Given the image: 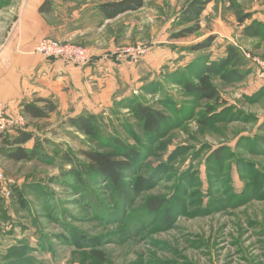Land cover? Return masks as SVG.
Returning a JSON list of instances; mask_svg holds the SVG:
<instances>
[{
    "label": "rangeland",
    "instance_id": "1",
    "mask_svg": "<svg viewBox=\"0 0 264 264\" xmlns=\"http://www.w3.org/2000/svg\"><path fill=\"white\" fill-rule=\"evenodd\" d=\"M22 1L0 0V43L16 25ZM117 1L51 0L59 16L83 9L89 26L102 21L99 5ZM188 1L144 0L139 10L96 28L105 38L115 35L118 46L108 55L128 69L110 104L93 112L73 108V114L56 104L48 119L8 111L21 122L5 135L21 129L49 144L45 160L21 162L7 159L3 153L11 148L0 144V264H264V0H215L192 33L194 23L180 24ZM245 14L251 16L241 25L238 16ZM209 37V48L195 50ZM231 46L239 50L237 69L247 70L245 79L227 83L212 75L220 103L187 95L184 83L197 82ZM127 48L144 52L133 58L123 53ZM93 59L94 51L87 64ZM138 102L167 111L162 141L146 138L132 112ZM83 113L96 114L97 139L66 125ZM208 115L216 122L201 125ZM115 138L141 152L135 154L139 172L123 179L130 192L125 202L122 186H114L113 199L114 190L99 179L86 184L70 173L87 163L82 149L123 155ZM150 196L167 199L161 212L146 211Z\"/></svg>",
    "mask_w": 264,
    "mask_h": 264
},
{
    "label": "crops",
    "instance_id": "2",
    "mask_svg": "<svg viewBox=\"0 0 264 264\" xmlns=\"http://www.w3.org/2000/svg\"><path fill=\"white\" fill-rule=\"evenodd\" d=\"M44 1L23 0L16 25L5 42L0 43V100L14 115L25 103L38 98L51 99L59 110L70 114L73 108L82 111L87 106L86 109L93 112L97 107L110 104L112 94L118 89V79L126 80L128 69L118 58L108 55L118 46L115 35L110 33L105 38L97 35L96 28L108 26L115 18L105 20L100 15L102 21L95 24L96 27L89 26L86 15L81 12L83 9L70 10L68 16L63 13L59 16L55 7L50 13H41L39 7ZM87 30L93 33H83ZM43 37L80 42L91 47L94 59L80 66L45 57L34 52L35 43Z\"/></svg>",
    "mask_w": 264,
    "mask_h": 264
},
{
    "label": "trees",
    "instance_id": "3",
    "mask_svg": "<svg viewBox=\"0 0 264 264\" xmlns=\"http://www.w3.org/2000/svg\"><path fill=\"white\" fill-rule=\"evenodd\" d=\"M215 0H190L181 12L180 24H193V27L187 29V32L192 33L197 31L199 27V20L202 16L206 6ZM144 6V0H120L117 2H108L99 5V9L104 19L116 18L120 14L128 11H136ZM53 3L51 0H45L39 7L41 13H50L53 11ZM251 15L245 14L238 16L239 22L245 24L246 20ZM252 28L251 25L245 26V29ZM186 34H176V37L185 36ZM214 41L213 37H209L203 43L198 44L195 50H202L209 48ZM240 53L235 47H229L227 55L220 60H215L209 63L198 76L197 82H186L183 85L185 93L189 96H194L202 100L215 101V103L222 102V96L214 85L211 76L215 74H221L222 80L227 83L240 82L245 79L247 75L246 69H237L240 64ZM240 63V64H239ZM231 67L229 70L227 68ZM225 102V101H224ZM43 103V106L38 104ZM57 110V105L51 99L38 98L35 102L25 103L23 105L22 112L24 115L32 119H48ZM132 112L141 124L143 132L147 139L152 141H162L164 132L163 127L168 121L167 111L154 109L153 107L143 104L141 102L136 103L132 107ZM201 125H209L210 123L216 122V119L208 115L204 116L200 121ZM68 127L74 128L76 131L84 134L88 138L97 139L101 134L102 130L98 123V119L95 113H83L76 116L69 117L66 120ZM6 132H0V144L11 148L6 151L4 156L12 161H32L35 159L45 160L47 157L45 152L46 143L40 138H36L32 133L18 129L16 134L5 135ZM34 140V145L31 149L24 147L25 144ZM114 143L122 151L123 155L114 150L102 151L96 149H82L80 153L87 159V163L82 169L77 167L71 169L70 173L72 176H77L78 182L80 178H83L88 183L89 180L99 179V182L103 183V186H109L113 190L114 186H122V193L125 202L126 196L130 195L129 189L123 190V186L127 185L123 179L127 177L126 174H133L139 172L138 166H136V153L141 154L137 148L129 144L122 143L121 139L115 138ZM64 159L66 162L71 163L73 158L69 153H65ZM130 180V177H128ZM86 186V185H84ZM134 186V185H132ZM135 188V186H134ZM133 188V189H134ZM115 190L112 191V197L114 199ZM201 197V193L199 194ZM167 203V199L160 196H150L145 200V209L150 214L161 212ZM2 205V199L0 198V208ZM116 208L112 213L113 218H117ZM169 216H167L169 220ZM91 255L100 259H104V253L99 250L91 251Z\"/></svg>",
    "mask_w": 264,
    "mask_h": 264
},
{
    "label": "built area",
    "instance_id": "4",
    "mask_svg": "<svg viewBox=\"0 0 264 264\" xmlns=\"http://www.w3.org/2000/svg\"><path fill=\"white\" fill-rule=\"evenodd\" d=\"M34 52L45 57L59 58L68 63L84 65L93 58V51L90 47L73 41H61L51 37H43L34 45ZM144 52V49L127 48L123 53H129L133 58L137 54ZM135 53V54H131ZM134 55V56H133ZM15 122H21V118L12 117L8 114L6 103L0 100V132L10 129Z\"/></svg>",
    "mask_w": 264,
    "mask_h": 264
}]
</instances>
